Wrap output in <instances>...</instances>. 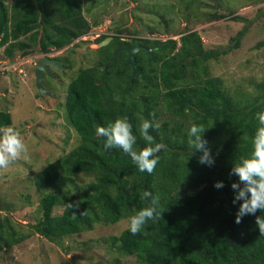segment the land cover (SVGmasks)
Returning a JSON list of instances; mask_svg holds the SVG:
<instances>
[{"label":"trees","instance_id":"trees-1","mask_svg":"<svg viewBox=\"0 0 264 264\" xmlns=\"http://www.w3.org/2000/svg\"><path fill=\"white\" fill-rule=\"evenodd\" d=\"M231 1L225 0L227 8L222 10L229 16L235 14L229 8ZM98 3L0 0L3 58L11 61L16 51L29 55L35 46L45 55L79 47L81 38L102 22L91 16ZM146 10L153 11L151 7ZM208 10V21L225 16L212 5ZM158 16L167 20L164 12ZM115 32L106 46L87 47L91 65L78 68L68 80L62 109L80 143L34 175L42 221L32 225V231L61 244L63 238L93 230L95 225L129 222V217L149 204L142 199V193L149 191L159 196L165 212L137 235L127 227L107 238L120 255L135 257L137 264H264V235L259 233L255 216L246 215L235 223L241 201L233 203L231 183L238 178L230 175L233 162L251 153V139L259 127L255 116L264 111V78L254 84L253 92L231 93L221 78L211 74L208 64L237 49L245 28L222 50H206L197 31L176 32L177 40L138 38L131 28L118 27ZM163 32L168 35L170 31ZM108 37L100 35L94 42ZM139 42L151 52H137V77L131 79L132 69L125 67L126 52L118 53L108 65L117 48ZM55 60L63 70L72 67L68 55ZM117 118L131 123L137 151L147 146L139 131L141 121L158 125L150 134L165 148L157 153L159 162L152 174L140 172L122 150L104 148L105 138L96 130ZM193 123L209 127L203 139L215 160L212 167L198 163L201 153L189 144L188 129ZM9 125L10 114L0 111V128ZM216 181H222L223 188L216 189ZM76 202L78 208L66 209V203ZM57 208H62L60 214L54 213ZM255 215L264 216V212ZM16 235L9 219H3L0 252L11 247Z\"/></svg>","mask_w":264,"mask_h":264},{"label":"rangeland","instance_id":"rangeland-1","mask_svg":"<svg viewBox=\"0 0 264 264\" xmlns=\"http://www.w3.org/2000/svg\"><path fill=\"white\" fill-rule=\"evenodd\" d=\"M98 1L91 16L102 22L81 38L79 47L46 55L38 52V46L25 56L16 51L9 63L17 66L16 71L13 68L0 71V111L8 112L11 117V125L5 127L19 131L28 149L27 159L22 156L8 168L0 169V222L8 218L17 233L11 247L0 252V264H109L112 261L137 264L135 257L120 255L106 241L129 227L127 220L108 226L95 225L93 230L63 238L61 244L50 242L31 229L42 221L34 175L80 143L79 136L65 119L62 103L71 75L78 68L91 65L87 47L96 49L94 40L98 36L111 37L117 34L115 30L119 27L131 28L138 38L177 40L176 32L197 31L206 50H222L232 36L245 28L246 33L237 49L220 56L217 61H209L210 72L221 78L231 93L235 90L253 92L254 84L264 78V46L257 47L264 40V0H247L246 3L245 0H232L233 6L229 7L235 13L232 16L222 11L227 8L225 0L215 1L217 12L225 15L218 21L207 20L212 0ZM148 7L153 9L152 13H147ZM166 11H170L169 15ZM163 12L167 20L158 16ZM166 28L170 31L168 35L163 32ZM83 41L92 43L87 46ZM4 48H0V68L8 59L3 58ZM65 55L73 61L72 67L70 70L52 69L53 78L44 76L43 87L49 96H41L35 87V62L44 56L55 59ZM18 69L22 70L20 74ZM61 212L62 208L54 211L55 214Z\"/></svg>","mask_w":264,"mask_h":264},{"label":"clouds","instance_id":"clouds-1","mask_svg":"<svg viewBox=\"0 0 264 264\" xmlns=\"http://www.w3.org/2000/svg\"><path fill=\"white\" fill-rule=\"evenodd\" d=\"M10 62L9 59H6L0 71H8L10 68L16 71L15 67L17 66H10ZM21 72L22 70L18 69V73ZM255 118L259 123V127L251 139V153L246 158L242 157L239 162H233L230 175L238 178L236 182L231 183V188L235 193L233 203L241 201L235 216V223H241L242 217L246 215H253L260 235H264V216L255 215L258 211L264 212V111L258 112ZM154 126L158 127L148 119L141 121L139 131L147 146L139 151L134 149L136 137L132 133L131 123L126 118H117L108 123L107 126L98 127L96 131L98 135L105 138L104 148L106 150L112 148L122 150L130 156L140 172L152 174L159 162L157 153L165 148V145L154 142V137L150 134V130ZM208 128L203 124L193 123L188 129V135L190 137L189 144L193 150L201 153L198 163L212 167L215 160L208 147V141L203 139V134ZM27 152V146L19 131L12 127L0 129V169L8 168L10 164L22 156L27 159ZM213 186L220 189L224 185L222 181H216ZM142 199L149 200V204L129 217L128 230L132 235L140 233L149 221L154 222L161 219L162 214L165 212L160 207L158 195L153 196L151 192L144 191ZM78 206L79 202L65 204L67 210L78 208Z\"/></svg>","mask_w":264,"mask_h":264},{"label":"water","instance_id":"water-1","mask_svg":"<svg viewBox=\"0 0 264 264\" xmlns=\"http://www.w3.org/2000/svg\"><path fill=\"white\" fill-rule=\"evenodd\" d=\"M212 7H215V8L217 7L215 1H214V4L212 5ZM111 39H112V37L105 38L104 40H102L101 42H99L97 44V48H101V47L106 46L111 41ZM140 50H144L149 54L151 52V48H148L147 46H145L144 44H142L140 42L137 43L134 47L117 48L113 52L108 65L110 66L113 63V61H114V59L118 53L126 52L127 53V59L125 62V67H130L132 69L131 79H134L139 74L138 69L136 67V63H135V56H136L137 52ZM51 69L63 70V67L58 63L57 60L50 58L48 56H44L42 58H39L35 62L34 72H33L34 79H35V87L41 96H43V95L49 96V93L43 87V78H44V76H49V77L53 78Z\"/></svg>","mask_w":264,"mask_h":264},{"label":"flooded vegetation","instance_id":"flooded-vegetation-1","mask_svg":"<svg viewBox=\"0 0 264 264\" xmlns=\"http://www.w3.org/2000/svg\"><path fill=\"white\" fill-rule=\"evenodd\" d=\"M124 37V36H123ZM123 40L125 39V37L124 38H122ZM123 47H126V46H123ZM51 71H52V69H51Z\"/></svg>","mask_w":264,"mask_h":264}]
</instances>
